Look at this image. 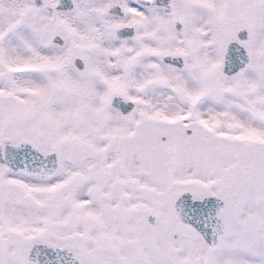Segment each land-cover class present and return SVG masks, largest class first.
<instances>
[{"label":"snow or ice","instance_id":"6c2138e0","mask_svg":"<svg viewBox=\"0 0 264 264\" xmlns=\"http://www.w3.org/2000/svg\"><path fill=\"white\" fill-rule=\"evenodd\" d=\"M0 264H264V0H0Z\"/></svg>","mask_w":264,"mask_h":264}]
</instances>
